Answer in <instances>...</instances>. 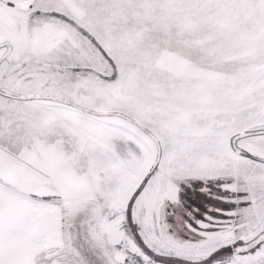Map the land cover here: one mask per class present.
<instances>
[{"label":"snow or ice","instance_id":"obj_1","mask_svg":"<svg viewBox=\"0 0 264 264\" xmlns=\"http://www.w3.org/2000/svg\"><path fill=\"white\" fill-rule=\"evenodd\" d=\"M0 264H264V0H0Z\"/></svg>","mask_w":264,"mask_h":264}]
</instances>
